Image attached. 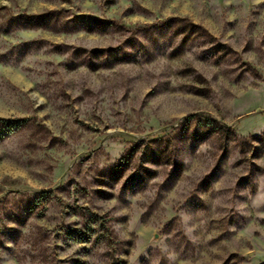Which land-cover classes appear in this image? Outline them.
I'll use <instances>...</instances> for the list:
<instances>
[{
	"label": "rangeland",
	"instance_id": "1",
	"mask_svg": "<svg viewBox=\"0 0 264 264\" xmlns=\"http://www.w3.org/2000/svg\"><path fill=\"white\" fill-rule=\"evenodd\" d=\"M0 264H264V0H0Z\"/></svg>",
	"mask_w": 264,
	"mask_h": 264
},
{
	"label": "trees",
	"instance_id": "2",
	"mask_svg": "<svg viewBox=\"0 0 264 264\" xmlns=\"http://www.w3.org/2000/svg\"><path fill=\"white\" fill-rule=\"evenodd\" d=\"M192 119H193V117H189V118L186 120V123L191 122Z\"/></svg>",
	"mask_w": 264,
	"mask_h": 264
}]
</instances>
